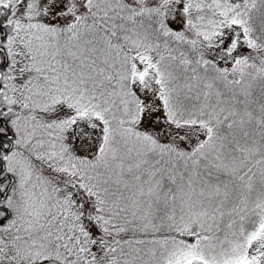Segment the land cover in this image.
Listing matches in <instances>:
<instances>
[{"label":"snow or ice","instance_id":"1","mask_svg":"<svg viewBox=\"0 0 264 264\" xmlns=\"http://www.w3.org/2000/svg\"><path fill=\"white\" fill-rule=\"evenodd\" d=\"M0 264H264V0H0Z\"/></svg>","mask_w":264,"mask_h":264}]
</instances>
